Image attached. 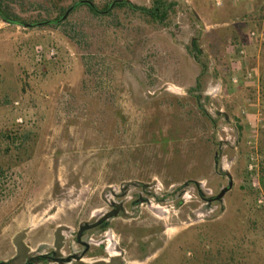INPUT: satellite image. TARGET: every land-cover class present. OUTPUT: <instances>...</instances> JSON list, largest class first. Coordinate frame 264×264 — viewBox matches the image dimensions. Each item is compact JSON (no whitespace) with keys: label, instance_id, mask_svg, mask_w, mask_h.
I'll return each instance as SVG.
<instances>
[{"label":"rangeland","instance_id":"374dc122","mask_svg":"<svg viewBox=\"0 0 264 264\" xmlns=\"http://www.w3.org/2000/svg\"><path fill=\"white\" fill-rule=\"evenodd\" d=\"M78 1L4 0L25 24L55 21L61 7L77 10L66 28L27 29L0 16V258L18 234L31 229L32 247L49 243L60 227L73 232L107 209L113 190L128 188L127 200L149 202L134 219L114 222L123 264H186L204 246L216 253L223 245L220 263L229 264L243 236L237 253L247 256L238 264H264V211L244 185L250 143L264 157V44L247 42L264 21L263 3L240 26L228 12L237 6L231 1L217 8L213 0H175L183 6L161 28L138 13L95 16ZM94 1L103 7L109 0ZM230 42L247 44L242 66L261 78L251 129L257 93L227 84ZM40 45H52L55 59L38 62ZM218 83L224 93L207 97ZM227 172L234 187L223 200L202 199L228 187ZM128 214L135 213L128 207Z\"/></svg>","mask_w":264,"mask_h":264},{"label":"flooded vegetation","instance_id":"af4514ba","mask_svg":"<svg viewBox=\"0 0 264 264\" xmlns=\"http://www.w3.org/2000/svg\"><path fill=\"white\" fill-rule=\"evenodd\" d=\"M222 152L223 148L221 147L218 156ZM197 186L201 192V185ZM111 193L112 197L104 199L107 209L81 223L73 232L63 230L59 234L58 242H56V230L51 242L40 243L36 247H32L31 229L29 232H25L20 241L27 248L23 253V259L17 260L19 253L13 244L14 239H12L11 248L6 250L0 258V264H93L100 261L110 262L115 256V220L123 218V211H125V217L134 219L138 213L137 208L149 202V199L144 196L127 200L128 188H123L120 192L113 190ZM216 197L206 198L205 195H201V198L208 203L214 201ZM128 207L135 213L134 215L128 214ZM112 214L115 215L112 216Z\"/></svg>","mask_w":264,"mask_h":264},{"label":"trees","instance_id":"16d2710c","mask_svg":"<svg viewBox=\"0 0 264 264\" xmlns=\"http://www.w3.org/2000/svg\"><path fill=\"white\" fill-rule=\"evenodd\" d=\"M118 1L120 0H109L103 5V7H100L99 4H97L94 0H79L76 3V5H80V7H86L95 16H101L104 18L113 16V13L115 11H125V12L132 13V14H137V13L142 14L146 16L147 18H149V21L152 22V24H154L155 26L161 27V28L170 27V25L172 24L174 20V17H176L178 13V8L183 6V4L180 1H175V0L173 1L171 0H152V6L149 8L138 6L134 4L133 2H127V1L118 2ZM87 2H90V4ZM0 9L4 17L9 19L13 23L12 25L21 26L25 24L21 16L9 10V8L4 3V0H1L0 2ZM68 10L69 9L66 7H61L58 11V16L56 17L55 21L50 20V21L43 22L46 24L44 27L55 25L56 27L65 26L66 28L67 19L63 22H59V21L62 20V18L65 16ZM76 10L77 8H74L71 13L75 12ZM66 37L72 45L79 48V44L76 40L78 36L70 35L69 32L67 31ZM197 45L198 43L196 41L192 42V48L195 49ZM195 59L199 62L202 61L199 56H197ZM202 63H203L202 72L205 73L206 70L208 69V63L206 62H202ZM201 87L202 85L200 84L198 80L197 85L194 88V91L200 90ZM198 100L201 101V96H198ZM201 107H203V105ZM240 130L241 132L243 131L242 128H240ZM7 137L8 139H11L10 136H7ZM204 237H207V236L205 235ZM237 240L238 239L236 238V241ZM244 243H246L245 236H243L242 239L238 242L239 245L234 244V246L229 250L228 253L231 255L229 258V261H230L229 264H238L241 261L245 260L243 258L246 257L247 254L245 256V253H242V252L241 254H239L240 252L237 253V250L241 248V246ZM226 250H228V248H226V246L223 245L221 249H219L218 251H216V253H214L211 250V248H207L206 246H204V249L201 254L202 258L200 257L198 253H195L196 255H194V258L188 261L186 264H221L220 256L223 255V253H225ZM237 256H240L242 259H237ZM246 264L248 263L246 262Z\"/></svg>","mask_w":264,"mask_h":264},{"label":"built area","instance_id":"2783aa9c","mask_svg":"<svg viewBox=\"0 0 264 264\" xmlns=\"http://www.w3.org/2000/svg\"><path fill=\"white\" fill-rule=\"evenodd\" d=\"M231 2L238 4L242 0H230ZM214 5L217 8H222L225 5V0H213ZM247 42L249 45H263L264 44V21L255 23L247 37ZM228 53L232 59L240 62L247 56V44H236L229 43ZM57 55L56 49L52 45L37 46L36 47V59L38 62H44L55 59ZM236 66V67H235ZM240 65L237 63L229 70V77L227 79V84L233 87H240L244 81L257 80L259 78V73L257 69H251L241 75L237 73V69ZM227 90V89H226ZM225 87L223 83L215 84L210 86L205 94L207 97H217L223 94ZM19 106V102L15 103ZM246 114V113H245ZM22 122V119L18 120ZM251 144L252 152L248 157L247 162V173L245 176L244 185L256 194L257 208L264 211V175L262 174V166L264 163V157L260 155L257 149L256 141Z\"/></svg>","mask_w":264,"mask_h":264},{"label":"crops","instance_id":"0c3cea01","mask_svg":"<svg viewBox=\"0 0 264 264\" xmlns=\"http://www.w3.org/2000/svg\"><path fill=\"white\" fill-rule=\"evenodd\" d=\"M227 1H230V0H225V3ZM260 3H263V8L261 10L263 12L264 11L263 10L264 9V0H242V2L237 4V6L236 5L233 6V8H231V10L228 11L231 14L230 16L233 17V19H231V20L235 23H238L240 26H244V25L249 24L251 16L260 12V9L258 7V5ZM256 7H258V8H256ZM225 12H227V11H225ZM225 12H222V14ZM199 18L202 21L200 16H199ZM242 40H243V37H242ZM237 63L240 65V67L237 69L238 74L241 75L242 73L249 71L248 69L244 68V65L242 66V61L238 62V61H236V59H234L231 63H229V65H228L229 70L231 67H233ZM244 82L245 83H243L244 85L242 87H251V88H253L252 91H254V92L256 91V93H257V103L250 104L249 106L253 107V108L254 107L259 108V105H260L259 95H260V91H261L260 90L261 86H259V85L261 82V78H258L257 80L244 81ZM252 111L253 112L251 114H249L250 118L248 120L250 122V129L252 128V126L254 127L255 120L258 119V117L260 116L258 113L259 111L258 110L256 111L255 108L252 109ZM247 132L249 133V131H247Z\"/></svg>","mask_w":264,"mask_h":264},{"label":"water","instance_id":"95a60500","mask_svg":"<svg viewBox=\"0 0 264 264\" xmlns=\"http://www.w3.org/2000/svg\"><path fill=\"white\" fill-rule=\"evenodd\" d=\"M123 1L131 2V0H120V1H118V2H123ZM87 3L90 4V2H87ZM114 5H115V4H114ZM114 5H113V6H114ZM113 6H112V7H113ZM73 9H74V7L70 8V9L67 11V13L65 14V16L62 18V20H60L59 22H63V21H65V20L68 18V16L71 14V12L73 11ZM0 16H1L2 21H3L4 23L9 24V25H12V24H13L9 19H7L6 17H4V15H3L2 12H1V9H0ZM41 25H45V23H40V24H36V25H34V24H24V27L28 29V28L38 27V26H41ZM227 176H228V178H229V184H228V187L224 188V189L220 192V194L214 199V201H221V200H223V198L225 197V195L233 189V187H234L233 177L231 176V174H229V172H227ZM133 185H137V184L134 183ZM197 185H201V184L197 183ZM123 212H124V216H123V218H125V211H123ZM114 215H115V214H112V216H114ZM112 216H111V217H112ZM63 229H65V227H60V228L57 230V233H56V239H57V240H56V242L59 241V239H60L59 234L63 231ZM23 234H24V232L18 234V235L14 238V240H13V244L15 245V247L17 248V251H18V253H19L17 260L23 259V258H22V257H23V253L27 250V248L25 247V245H23V244L20 242L21 239H22V237H23V236H22ZM93 264H123V259H122L121 256H114V258H113L110 262L100 261V262L93 263Z\"/></svg>","mask_w":264,"mask_h":264}]
</instances>
